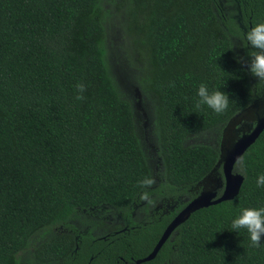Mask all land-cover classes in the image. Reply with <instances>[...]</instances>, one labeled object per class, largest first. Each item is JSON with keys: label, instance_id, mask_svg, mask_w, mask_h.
<instances>
[{"label": "trees", "instance_id": "16d2710c", "mask_svg": "<svg viewBox=\"0 0 264 264\" xmlns=\"http://www.w3.org/2000/svg\"><path fill=\"white\" fill-rule=\"evenodd\" d=\"M237 3L249 30L264 21V0ZM106 4L0 0V264H264V243L253 247L244 230L229 231L241 207L264 205V186L256 185L264 173V130L241 157L240 193L193 212L155 258L137 262L220 161L218 145L189 139L209 131L220 137L263 87H253L247 69L256 50L237 22L220 16L216 0H121L139 82L155 100L163 172L154 188L132 98L110 70ZM77 83L84 85L80 100ZM200 83L227 92L229 107L219 114L196 108ZM145 178L152 183L141 185ZM154 194L190 198L135 221L136 206ZM104 206L123 225L88 216ZM74 221L109 231L95 236ZM63 226L34 244L39 232ZM31 248V259L22 260Z\"/></svg>", "mask_w": 264, "mask_h": 264}, {"label": "rangeland", "instance_id": "374dc122", "mask_svg": "<svg viewBox=\"0 0 264 264\" xmlns=\"http://www.w3.org/2000/svg\"><path fill=\"white\" fill-rule=\"evenodd\" d=\"M120 1L121 0H107L106 4V7L110 12L106 25V48L108 51V61L117 87L121 92L132 98L137 120L138 134L152 173L153 187L157 188L162 181L163 168L162 159L158 153V138L156 133L154 111L155 100L152 94H147L148 92L141 87L139 82V75L141 74V71L138 67L140 62L137 60V54H133L132 51V47L134 48V46L126 28V11L122 8L123 6H120ZM216 1L218 2L216 9L217 12L221 14L220 16L224 18L223 11H225V15L230 11H234L236 13L235 15L240 18V15L237 14L239 11L237 0ZM237 17L236 19H238ZM234 47L238 53H241L240 40L236 41V45H234ZM259 85H262L263 87L261 94H258L253 104L248 108V111L245 112V115L242 113L241 117H243L240 119L239 123L234 126L226 138L225 129L227 125L224 126L220 132V137H218V132L209 131L191 137L188 142L216 144L218 145L220 151H222L225 144L226 146H231L234 141L241 136L244 128H250V130L254 128L257 121L256 118L251 119V116L256 117L259 112L264 113V83L263 81L261 82L255 80L253 77V87L259 90ZM222 164L223 162L221 160L220 163L217 164L216 169L205 177L203 181H201V188L199 189V192H201L203 188L212 190L218 189L219 194L222 192L225 182ZM219 184L221 187L217 188V185ZM189 198V196L185 195L176 200L175 198L169 199L154 194L150 198L144 199L136 206L133 218L137 222H146L150 218H153L157 213L171 212L175 210L179 204L187 201ZM88 216L94 220H103L109 225H123V221L120 219L116 210L108 206L94 209ZM73 223L78 226V229L81 230V232H86L89 227L93 228V234L95 236H104L109 231V229L102 226L98 227L96 231H94L95 228L92 225L86 227L85 225L77 224L76 221ZM59 230L66 231L67 228L63 226L60 228L50 229L48 232L41 231L35 236L34 244H37L45 237L55 235V233L59 232ZM32 251L33 248L21 253L20 258L25 261L30 260Z\"/></svg>", "mask_w": 264, "mask_h": 264}, {"label": "clouds", "instance_id": "9594fccd", "mask_svg": "<svg viewBox=\"0 0 264 264\" xmlns=\"http://www.w3.org/2000/svg\"><path fill=\"white\" fill-rule=\"evenodd\" d=\"M245 41L255 53L250 57L247 69L257 81H264V21L254 24L249 31L246 32ZM169 86H174L170 84ZM75 99H83L82 93L84 85L76 84ZM196 101L194 106L200 108L206 106L213 112L219 114L224 112L230 103V96L222 90H213L205 83H200L196 90ZM244 163L242 158H237L234 172L236 175L243 176ZM141 185H150L151 179L145 178L140 181ZM256 185L264 186V173H260L256 177ZM229 230V229H227ZM240 230L247 233L248 239L253 247H260L264 241V205L241 207L238 213L231 219L230 230L237 235Z\"/></svg>", "mask_w": 264, "mask_h": 264}, {"label": "water", "instance_id": "95a60500", "mask_svg": "<svg viewBox=\"0 0 264 264\" xmlns=\"http://www.w3.org/2000/svg\"><path fill=\"white\" fill-rule=\"evenodd\" d=\"M248 108L234 116L227 124L225 129V138L228 134H230V131L234 128V126L239 123L240 119L243 117H241L242 113L245 115ZM253 118H256L257 121L254 128L248 132L244 131L231 146H226L225 144L224 149L221 151L220 161L222 160L223 162L222 167L225 179L222 192L219 194L217 189L218 187H221L220 184L217 185V190L203 188V190L195 198L190 200L187 205L176 214V216L165 228L151 253L142 259H138V263L155 258L162 245L171 236L175 229L189 219L193 212L200 208L232 200L240 193L245 177L244 175H236L234 172L237 158H241L243 156L247 149L257 140L264 130V113L259 112L256 117L251 116V119Z\"/></svg>", "mask_w": 264, "mask_h": 264}, {"label": "flooded vegetation", "instance_id": "af4514ba", "mask_svg": "<svg viewBox=\"0 0 264 264\" xmlns=\"http://www.w3.org/2000/svg\"><path fill=\"white\" fill-rule=\"evenodd\" d=\"M238 8H239V11H238V15H240V18L239 17H237L235 14V12L233 11V12H229V13H227L226 15H225V11H223V16H224V18L225 19H230V18H232L235 22H238V24H239V26L242 28V30L244 31V35L246 34V32L247 31H249V28H248V26L246 25V23H245V20H244V18H243V16H242V12H241V9H240V6H239V4H238ZM236 17L238 18V19H236ZM251 27V26H250ZM251 125V124H250ZM250 127V126H249ZM250 130V128L248 129V128H244L242 131L244 132H247V131H249ZM219 192V191H218ZM200 193V192H199ZM94 231H96V229H94Z\"/></svg>", "mask_w": 264, "mask_h": 264}]
</instances>
